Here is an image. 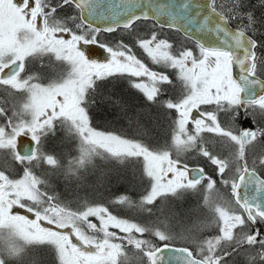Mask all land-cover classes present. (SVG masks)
<instances>
[{"label":"snow or ice","instance_id":"snow-or-ice-1","mask_svg":"<svg viewBox=\"0 0 264 264\" xmlns=\"http://www.w3.org/2000/svg\"><path fill=\"white\" fill-rule=\"evenodd\" d=\"M258 4L0 0V264H264Z\"/></svg>","mask_w":264,"mask_h":264},{"label":"trees","instance_id":"trees-1","mask_svg":"<svg viewBox=\"0 0 264 264\" xmlns=\"http://www.w3.org/2000/svg\"><path fill=\"white\" fill-rule=\"evenodd\" d=\"M250 4H255L257 7V12H259V4L256 3L255 0H250ZM102 35L103 33L101 34V37H103L104 40L108 42L111 38L110 35L112 34ZM119 84L123 86L125 85L123 87L117 84V87L122 88H120V90L123 92L124 98L127 100L128 107L130 109H134L137 112H140L141 110L138 109L141 108L140 105L143 103L140 98L142 94H140L135 89H131L126 81H121ZM93 124L96 128H99L101 130L103 129L105 131L116 132L126 138L138 137L137 130L133 126V124H131L128 120L122 118L120 115H113L110 108L107 111H104L102 108L96 109L94 113ZM60 135L67 136L63 131L58 130L56 136L50 142V150L54 151L57 155H63L65 157L69 155L75 156L76 149L74 145L76 144V142L68 137L69 141L63 144L64 148H60V146L56 143ZM152 135L154 139H159L155 131Z\"/></svg>","mask_w":264,"mask_h":264},{"label":"rangeland","instance_id":"rangeland-1","mask_svg":"<svg viewBox=\"0 0 264 264\" xmlns=\"http://www.w3.org/2000/svg\"><path fill=\"white\" fill-rule=\"evenodd\" d=\"M256 1V3H258V0H255ZM220 2V0H218V3ZM103 35H108V34H103ZM102 35V36H103ZM113 35V34H112ZM112 35H110V37L112 36ZM109 37V38H110ZM110 40V39H109ZM94 47H97L98 48V50H101L102 51V53H103V50L102 49H99V47H98V45H90V50H93L94 49ZM99 56L97 55V54H95V53H90V58H94V59H98V60H103V58H98ZM118 85H121V84H118ZM121 86H123V85H121ZM125 86V85H124ZM123 86V87H124ZM121 88V87H120ZM122 89V88H121ZM123 93V92H122ZM169 95H171V94H169ZM138 109V108H137ZM138 110H141V111H143V109L142 108H139ZM98 130H100V131H105V130H101V129H99V128H97ZM105 132H111V131H105ZM111 133H114V134H117V135H120V134H118V133H116V132H111ZM205 135H207V134H205ZM67 141H69V139H68V136H65V135H60L59 136V138L57 139V144L60 146V148H64V143H66ZM67 145V144H66ZM76 153V152H75ZM199 202V197L198 196H196V195H192V194H189L187 197H186V199H185V201H184V204H185V206H188V205H192V206H195L197 203Z\"/></svg>","mask_w":264,"mask_h":264},{"label":"water","instance_id":"water-1","mask_svg":"<svg viewBox=\"0 0 264 264\" xmlns=\"http://www.w3.org/2000/svg\"><path fill=\"white\" fill-rule=\"evenodd\" d=\"M161 3H167V4H172V3H176L177 0H160ZM197 29V25H192L190 31H196ZM28 137H20L18 138V147L21 141L27 142L28 141Z\"/></svg>","mask_w":264,"mask_h":264},{"label":"flooded vegetation","instance_id":"flooded-vegetation-1","mask_svg":"<svg viewBox=\"0 0 264 264\" xmlns=\"http://www.w3.org/2000/svg\"><path fill=\"white\" fill-rule=\"evenodd\" d=\"M91 46H92V45H91ZM84 47L87 48V49H90V45H85ZM91 53H95V54H97L100 58H103V53H102V51H101V50H98L97 47H94V49L91 50ZM99 57H98V58H99ZM169 94H171V93H169Z\"/></svg>","mask_w":264,"mask_h":264}]
</instances>
